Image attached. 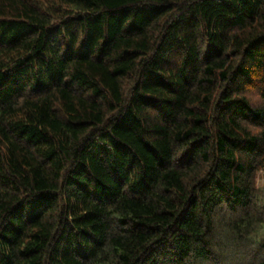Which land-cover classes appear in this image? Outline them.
<instances>
[{"label":"trees","instance_id":"obj_1","mask_svg":"<svg viewBox=\"0 0 264 264\" xmlns=\"http://www.w3.org/2000/svg\"><path fill=\"white\" fill-rule=\"evenodd\" d=\"M0 264H264V0H0Z\"/></svg>","mask_w":264,"mask_h":264}]
</instances>
